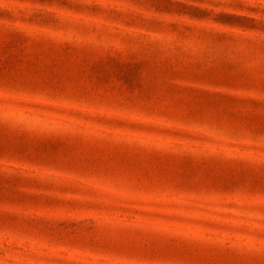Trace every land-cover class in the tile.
Returning <instances> with one entry per match:
<instances>
[{
    "label": "rangeland",
    "instance_id": "1",
    "mask_svg": "<svg viewBox=\"0 0 264 264\" xmlns=\"http://www.w3.org/2000/svg\"><path fill=\"white\" fill-rule=\"evenodd\" d=\"M0 264H264V0H0Z\"/></svg>",
    "mask_w": 264,
    "mask_h": 264
}]
</instances>
